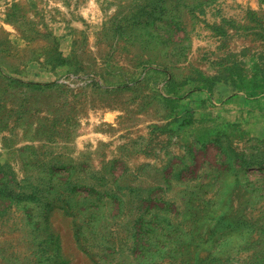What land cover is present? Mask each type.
Here are the masks:
<instances>
[{"label": "rangeland", "instance_id": "rangeland-1", "mask_svg": "<svg viewBox=\"0 0 264 264\" xmlns=\"http://www.w3.org/2000/svg\"><path fill=\"white\" fill-rule=\"evenodd\" d=\"M0 264H264V0H0Z\"/></svg>", "mask_w": 264, "mask_h": 264}]
</instances>
